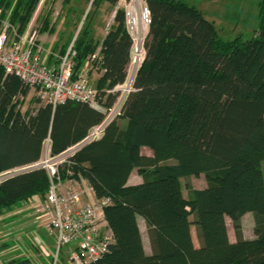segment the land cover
<instances>
[{
  "label": "trees",
  "instance_id": "trees-1",
  "mask_svg": "<svg viewBox=\"0 0 264 264\" xmlns=\"http://www.w3.org/2000/svg\"><path fill=\"white\" fill-rule=\"evenodd\" d=\"M10 2L0 0V7ZM17 2L11 19L22 30L39 0ZM147 3L151 22L135 91L102 136L71 157L72 168L97 196L113 199L105 215L115 242L91 264H264V4L256 36L227 40L185 0ZM125 19L118 9L101 42L84 32L72 45L77 71L99 50L103 73L96 87L107 106L118 93L105 91L126 81L132 60L134 40ZM27 90L0 67V172L40 161L49 138L52 155L67 151L104 119L103 112L76 101L23 111L17 100ZM143 147L153 154H144ZM135 169L142 182L129 184ZM201 175L206 187L191 188L186 197L183 178ZM48 189L43 167L9 176L0 183V215ZM248 212L255 220L252 239L242 232ZM138 216L149 227L151 254Z\"/></svg>",
  "mask_w": 264,
  "mask_h": 264
},
{
  "label": "built area",
  "instance_id": "built-area-1",
  "mask_svg": "<svg viewBox=\"0 0 264 264\" xmlns=\"http://www.w3.org/2000/svg\"><path fill=\"white\" fill-rule=\"evenodd\" d=\"M120 1L134 46L126 81L106 90L107 94L118 93L111 106L105 105V97L93 85L87 69L76 70V63L72 59L76 52L72 47L59 61H45L40 49L36 47L35 34L27 39H16L8 30L0 31V67L6 74L19 77L25 87L34 90L39 105L56 107L67 101H76L87 103L104 114V119L91 128L81 142L67 151L52 155L49 138L46 140L49 153L45 158L17 168L19 170L0 172L1 183L9 176L28 168L46 169L49 189L41 206L37 208L40 213L37 218L48 232L55 235L54 253L43 248L46 256L53 257V264H58L64 246H68V264H91L106 255L115 242L105 215V207L113 204L112 197H98L88 180L74 171L71 157L82 145L102 136L108 123L123 113L127 96L135 91L134 78L146 54L145 40L151 22V11L146 2L141 11L139 2L135 0ZM143 30H146L144 36L141 35ZM90 59L97 60L100 64L99 50ZM63 167L66 171L65 178L62 174ZM72 243L76 245L70 246Z\"/></svg>",
  "mask_w": 264,
  "mask_h": 264
},
{
  "label": "rangeland",
  "instance_id": "rangeland-1",
  "mask_svg": "<svg viewBox=\"0 0 264 264\" xmlns=\"http://www.w3.org/2000/svg\"><path fill=\"white\" fill-rule=\"evenodd\" d=\"M12 1L9 7H0V31L8 30L16 39H27L31 34H35L36 47L40 49L45 61H59L72 47L74 40L77 41L84 32H88L89 38L96 40L93 34L98 36L103 28L112 26L117 10L123 9L120 0L116 5L107 0H39L31 19L21 30L20 24L11 19L13 9L19 0ZM185 1L199 8L205 17L214 23L218 35L223 39H233L238 35L248 39L258 34L264 0ZM127 2L133 1L127 0ZM135 2H139L143 11L147 0H135ZM145 34L146 30H143L141 35ZM74 56L72 59L75 61ZM86 60L83 69H87L93 85L97 86L103 73L99 68L100 64L97 60L90 59V56ZM27 89V95H21L17 100L18 107L23 111L35 110L40 106L36 92ZM100 92L102 93L101 90ZM47 146L48 141L45 142L42 158L49 153ZM147 150L148 148H145L144 153L149 152ZM206 183L204 175L183 178L184 195L188 197L191 188H201L207 185ZM44 199L45 196H38L27 202L30 209L25 207L20 209L25 205L21 203L0 215V264H53V257L46 256L43 248L54 253L55 235L48 232L45 225L37 218L40 214L37 208ZM228 220L230 230L235 234L233 223ZM245 228L247 233L253 230L247 220ZM75 245L76 243L70 244V246ZM67 251L68 246H64L58 264H68Z\"/></svg>",
  "mask_w": 264,
  "mask_h": 264
},
{
  "label": "crops",
  "instance_id": "crops-1",
  "mask_svg": "<svg viewBox=\"0 0 264 264\" xmlns=\"http://www.w3.org/2000/svg\"><path fill=\"white\" fill-rule=\"evenodd\" d=\"M109 27H106V28H103L102 29V32L101 34H99L98 36H96L95 34L94 37L97 41H102L105 37V35L107 34V31H108ZM92 35V34H91ZM145 148H148V147H143L142 149V152L144 153V149ZM149 152L147 153H144L146 155H152L153 152L150 148H148ZM142 176L138 173L137 169H135L132 173H131V176L128 180V183L129 184H138V183H141L142 182ZM207 184V183H206ZM206 185H204L205 187ZM204 187H201V188H204ZM38 197V196H37ZM33 199H36V197H34ZM25 205H23L20 209H23L24 207L27 209H30L28 207V204L27 202L24 203ZM232 222L231 218L230 217H227L226 218V221H227V226H228V232H229V238L232 242H235L237 240L236 238V235L234 233H232V231L230 230V225H229V220ZM248 221L249 222V225H252L253 227V230L249 231V233H247L246 231V228H245V221ZM137 221H138V225H139V229H140V232H141V236H142V241H143V245H144V249H145V252L147 254H151L153 252V248H152V243H151V238H150V234H149V227L147 225V222L146 220L142 217V216H138L137 218ZM241 222H242V232H243V237L245 239H252L255 237V233H254V226H255V220H254V215L252 212H248L246 213L245 215H243L242 219H241ZM233 223V222H232ZM191 232H192V236H193V242H194V245L196 247H199L200 244H201V240L199 238V235H198V228L196 225H192L191 226Z\"/></svg>",
  "mask_w": 264,
  "mask_h": 264
}]
</instances>
